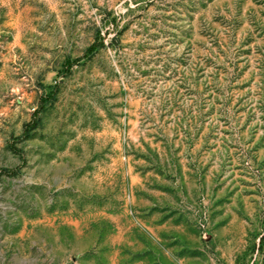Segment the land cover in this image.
I'll return each mask as SVG.
<instances>
[{
  "label": "rangeland",
  "instance_id": "1",
  "mask_svg": "<svg viewBox=\"0 0 264 264\" xmlns=\"http://www.w3.org/2000/svg\"><path fill=\"white\" fill-rule=\"evenodd\" d=\"M0 264H264V0H0Z\"/></svg>",
  "mask_w": 264,
  "mask_h": 264
}]
</instances>
